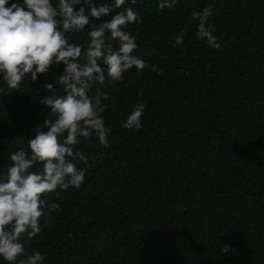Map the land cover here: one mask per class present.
Here are the masks:
<instances>
[{"label": "trees", "instance_id": "1", "mask_svg": "<svg viewBox=\"0 0 264 264\" xmlns=\"http://www.w3.org/2000/svg\"><path fill=\"white\" fill-rule=\"evenodd\" d=\"M160 2L126 0L67 34L86 48L93 24L131 6L141 22L126 31L149 67L94 85L90 94L100 87L108 95V142L95 133L80 138L83 184L48 194L42 231L21 236L26 255L41 253V264H264V0H177L163 10ZM75 7L87 14L83 0ZM206 7L219 49L197 38L194 14ZM181 31L183 43L173 47ZM62 72L53 66L34 83L28 74L18 90L0 79V174L12 152L27 150L32 129L53 118L39 101ZM140 103L142 128H124ZM52 203L59 209L50 211Z\"/></svg>", "mask_w": 264, "mask_h": 264}, {"label": "clouds", "instance_id": "2", "mask_svg": "<svg viewBox=\"0 0 264 264\" xmlns=\"http://www.w3.org/2000/svg\"><path fill=\"white\" fill-rule=\"evenodd\" d=\"M176 3L161 0L158 8L171 9ZM80 4L81 0H23L22 5L8 6V0H0V79L7 87L18 90L28 74L34 83L38 75L47 76L51 67L63 65L55 81L43 85L50 94L39 101L53 118L44 119L32 129L35 135L28 139L27 150L21 147L12 152L10 166L0 174V259L6 264H41V253L26 255L21 236L30 239L42 231L40 218L48 194L70 187L78 189L83 184L86 172L77 167L76 161L86 162L87 157L74 150L80 138L88 140L95 133L99 143L107 145L110 129L105 127L102 113L107 105L102 100L108 95L100 87L90 94L94 85H103L106 78L119 82L133 67L138 71L149 67L133 54L137 44L126 31L129 24L141 22L131 6L116 11L106 22L93 24L86 48L70 43L67 34L83 31L90 24L89 17L99 20L109 16L126 0H112L99 7L93 0H83L87 14L85 7L76 10ZM212 15L208 7L194 14L199 20L197 38L219 49L221 43L207 23ZM184 35L181 31L175 37L173 47L183 43ZM152 70L157 69L152 66ZM144 108V103L138 104L122 126L141 129ZM37 164H42L41 171H30ZM59 207L52 203L49 210ZM230 250L223 245V254Z\"/></svg>", "mask_w": 264, "mask_h": 264}]
</instances>
